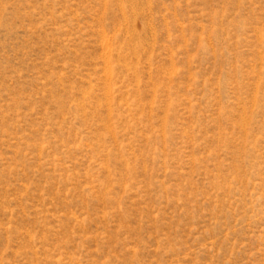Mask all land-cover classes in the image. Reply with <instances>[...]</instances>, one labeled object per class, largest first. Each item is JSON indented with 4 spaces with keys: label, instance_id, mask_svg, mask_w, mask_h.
<instances>
[{
    "label": "rangeland",
    "instance_id": "obj_1",
    "mask_svg": "<svg viewBox=\"0 0 264 264\" xmlns=\"http://www.w3.org/2000/svg\"><path fill=\"white\" fill-rule=\"evenodd\" d=\"M0 264H264V0H0Z\"/></svg>",
    "mask_w": 264,
    "mask_h": 264
}]
</instances>
